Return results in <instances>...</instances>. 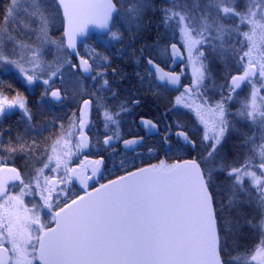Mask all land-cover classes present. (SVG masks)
Wrapping results in <instances>:
<instances>
[{"label": "snow or ice", "instance_id": "obj_1", "mask_svg": "<svg viewBox=\"0 0 264 264\" xmlns=\"http://www.w3.org/2000/svg\"><path fill=\"white\" fill-rule=\"evenodd\" d=\"M0 264H264V0H0Z\"/></svg>", "mask_w": 264, "mask_h": 264}]
</instances>
